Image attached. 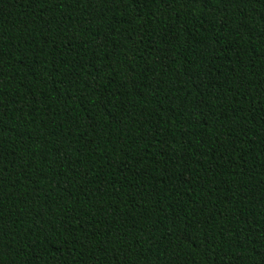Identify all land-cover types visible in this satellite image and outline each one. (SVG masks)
<instances>
[{
  "label": "trees",
  "instance_id": "1",
  "mask_svg": "<svg viewBox=\"0 0 264 264\" xmlns=\"http://www.w3.org/2000/svg\"><path fill=\"white\" fill-rule=\"evenodd\" d=\"M0 264H264V0H0Z\"/></svg>",
  "mask_w": 264,
  "mask_h": 264
}]
</instances>
